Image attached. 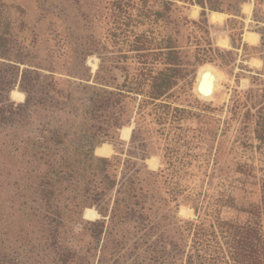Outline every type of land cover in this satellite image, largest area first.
Instances as JSON below:
<instances>
[{"label": "trees", "instance_id": "trees-1", "mask_svg": "<svg viewBox=\"0 0 264 264\" xmlns=\"http://www.w3.org/2000/svg\"><path fill=\"white\" fill-rule=\"evenodd\" d=\"M178 2L199 7V18L183 15ZM249 2L106 0L107 43L68 24L78 81L66 90L20 70L24 55L0 16V264H264V179L259 201L242 209L244 222L223 218V208L236 207L230 194L209 198L186 185L198 177L201 138L182 125L190 111L168 102L190 66L225 53L211 38L208 13L230 23L245 18ZM252 22L264 67V11L256 6ZM89 56L99 59L93 74ZM16 88L24 101L10 97ZM263 106L254 134L264 145ZM132 124L125 158L110 156L107 145L95 155L105 143L123 154L119 130ZM153 138L162 144L156 172L144 164ZM183 196L193 199L194 219L178 216ZM87 209L100 218L84 219L85 210L97 217Z\"/></svg>", "mask_w": 264, "mask_h": 264}, {"label": "rangeland", "instance_id": "rangeland-1", "mask_svg": "<svg viewBox=\"0 0 264 264\" xmlns=\"http://www.w3.org/2000/svg\"><path fill=\"white\" fill-rule=\"evenodd\" d=\"M105 1L0 0V16L10 19L12 37L19 42L20 52L24 55L25 63L20 65V70L28 67L52 77L62 90H66L70 82L78 81L70 74L74 68V39L68 33V24L73 23L71 28H75L83 38L93 35L97 40L107 43ZM257 1L250 0L243 7L246 15L244 19L236 18L226 23L224 17L221 22L212 23L214 28L210 30L211 38L225 53L215 56L211 63L190 66L193 73L179 82L174 99H168L173 106L190 111L191 118L185 119L182 125L191 129L189 134L194 133L201 138L195 150L199 161L193 166L198 177L186 185L193 189L191 192L197 189L209 198L216 196L218 191L230 194L236 207L223 208L221 215L238 222L246 219L242 209L259 201V182L264 179V145L256 140L254 134L257 110L264 105L263 61L259 58V43L250 45L243 37H239L240 33L255 29L253 9L256 6L259 11H264V2L258 4ZM178 6L183 15L194 20L199 18V7L182 2H178ZM64 14L69 18V23L63 19ZM229 36L233 38V44ZM193 50L192 46L186 49L190 62H193ZM89 59L97 60L95 69L89 64ZM128 64L130 68L134 67L130 61ZM86 66L93 74L99 66L98 57L89 56ZM204 66L211 68L218 77L214 91L208 96H200L196 90L198 75ZM10 97L16 102H22L25 98L17 88ZM133 127V124L124 127L130 128L127 137L122 135L124 128L119 130L121 144L116 148L122 150L123 154L116 152L109 143L95 148V154L97 149L107 145L113 151L110 156L125 158ZM156 140L153 138L148 149L149 156L144 162L147 169L153 172L161 167L162 144ZM202 172L209 175L215 172L217 175L208 180L206 176L203 178ZM189 194L191 196L192 193ZM191 198L183 196L179 200L178 216L182 219L195 218ZM87 210L96 212L95 209ZM85 212L83 217L86 220L100 218L96 212V218L87 219Z\"/></svg>", "mask_w": 264, "mask_h": 264}, {"label": "bare ground", "instance_id": "bare-ground-1", "mask_svg": "<svg viewBox=\"0 0 264 264\" xmlns=\"http://www.w3.org/2000/svg\"><path fill=\"white\" fill-rule=\"evenodd\" d=\"M249 40L251 41V38H249ZM89 64L92 65L93 68L95 69L97 65V60L92 59L89 61ZM217 80H218V77L211 68L209 67L202 68V70L200 71L198 75V84H197L196 90L198 88L199 93H203L202 95L208 96L214 91Z\"/></svg>", "mask_w": 264, "mask_h": 264}, {"label": "crops", "instance_id": "crops-1", "mask_svg": "<svg viewBox=\"0 0 264 264\" xmlns=\"http://www.w3.org/2000/svg\"><path fill=\"white\" fill-rule=\"evenodd\" d=\"M246 5L247 4L243 5L242 9H241V13L244 16H246V15L244 13L243 7L246 6ZM208 17H210L209 20H210L211 23H219V22H221L223 20L224 17L226 18L225 19V22H226V20L230 16L222 14V13H218V12H210V13H208ZM242 37H243V40L246 41L247 43H249L250 45H257L259 43V35L257 33H255V32H246V33L242 34ZM249 38H251V41L249 40Z\"/></svg>", "mask_w": 264, "mask_h": 264}, {"label": "water", "instance_id": "water-1", "mask_svg": "<svg viewBox=\"0 0 264 264\" xmlns=\"http://www.w3.org/2000/svg\"><path fill=\"white\" fill-rule=\"evenodd\" d=\"M197 92H198V94H200L201 96H205V95H202L203 93H199L198 88H197ZM95 155H96V154H95Z\"/></svg>", "mask_w": 264, "mask_h": 264}]
</instances>
